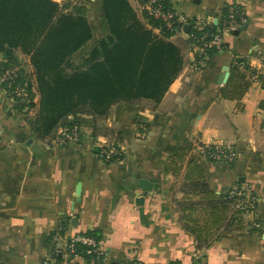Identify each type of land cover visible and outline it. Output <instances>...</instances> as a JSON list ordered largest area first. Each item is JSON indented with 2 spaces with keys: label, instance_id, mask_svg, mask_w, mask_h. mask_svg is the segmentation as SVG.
<instances>
[{
  "label": "crops",
  "instance_id": "1",
  "mask_svg": "<svg viewBox=\"0 0 264 264\" xmlns=\"http://www.w3.org/2000/svg\"><path fill=\"white\" fill-rule=\"evenodd\" d=\"M85 1L96 29L73 55L75 63L107 33L100 0ZM167 1L206 25H218L227 9L237 7L246 28L226 33L224 47L212 57H200L203 50L189 42L187 32L174 35L184 66L158 104L117 103L97 123L80 114L81 142L59 145L32 133L0 84V264H44L51 255L46 238L62 223L57 245L63 251L75 236L98 233L101 264H264V0ZM225 66L230 75L238 67L250 80L240 100L221 96ZM108 129L120 133L117 142ZM103 140L118 145L120 159L107 162L94 150ZM218 142L236 149L233 163L206 157V148ZM185 146L190 149L184 167L178 175L168 173L171 158ZM189 160L202 167L216 192L241 188L257 195L256 209L244 215L245 228L203 250L183 228L176 204ZM138 176L158 184L140 206ZM254 221L261 229L248 224ZM65 259L64 264H95L81 253Z\"/></svg>",
  "mask_w": 264,
  "mask_h": 264
},
{
  "label": "trees",
  "instance_id": "2",
  "mask_svg": "<svg viewBox=\"0 0 264 264\" xmlns=\"http://www.w3.org/2000/svg\"><path fill=\"white\" fill-rule=\"evenodd\" d=\"M100 4L101 24L107 33L87 57L75 63L73 55L92 39L96 29L88 20L85 0L65 4L54 0H0V53L3 56L0 74L13 67H18L19 73L11 86L6 82L1 86L16 100L32 133L39 139L55 140L60 128L70 130L77 126L80 133L78 115H91L97 123L107 118L111 107L117 103L138 105L147 100L158 104L183 69V47L172 39L174 30L167 29L151 16L140 17L129 0H100ZM158 4L165 10L173 9L167 0H158ZM231 8L241 12L237 7ZM177 26L178 23L174 25ZM218 27L210 24L204 30L214 34ZM188 33L201 35L194 28ZM189 42L198 41L189 38ZM220 49L205 48L200 57H212ZM17 52L29 57V68L21 64ZM249 81L244 71L233 67L221 96L240 100ZM19 85H26V96L12 94ZM108 134L116 137V142L120 139V133L115 130L108 129ZM81 140L80 133L79 142ZM113 145L118 147L116 143ZM189 149L182 147L173 155L167 166L168 173L178 175ZM212 151L213 148L205 150L209 160L223 161L215 160ZM121 156H112L106 161ZM237 190L240 195H232V190L216 192L208 184L202 167L195 160L187 161L183 196L176 204L182 226L193 235L199 250L208 248L228 233L245 228L244 215L256 209L257 195L253 190L249 196L244 195L241 188ZM248 224L253 229H261L255 225L258 221ZM63 226L62 223L60 233ZM55 234L47 236L46 246L55 258L54 264H64L68 248L63 251L57 245ZM86 236L97 241L99 237L96 231ZM75 248L79 254L94 258L95 264H101L103 254L88 253L90 247L80 242L75 243Z\"/></svg>",
  "mask_w": 264,
  "mask_h": 264
},
{
  "label": "built area",
  "instance_id": "3",
  "mask_svg": "<svg viewBox=\"0 0 264 264\" xmlns=\"http://www.w3.org/2000/svg\"><path fill=\"white\" fill-rule=\"evenodd\" d=\"M84 0H59L58 3L65 4L69 3H78ZM130 3L136 7V11L139 12L142 16L147 15L151 16L154 19L160 20L167 29L174 30L175 34H183L185 33L184 26L190 25V28H194L198 32H200V36L189 34L188 39L191 38L193 40H197V46L200 47L201 50L205 48H222L224 44V35L226 33H232L236 30L242 28V26L246 23V16L242 12H237L233 8L227 11V14L224 18H220L218 22V30L214 34H209L204 30L206 26V22L203 19H196L194 21H190V18L186 14L179 13L174 9H163L159 4L158 0H129ZM178 23L179 26L174 27V25ZM209 38V39H208ZM18 67H13L7 69L4 73L0 74V84L6 82L9 86L15 81L18 77ZM12 94L18 97H23L27 95L26 85H19L12 90ZM55 143L59 145H65L67 143L75 142L78 143L80 141V133L78 127L75 126L70 130H62L61 133L58 134L57 138L54 140ZM99 152L101 157L105 160L111 158L112 156H119L121 154V150L119 147L109 143V141L103 140L99 145ZM208 149L213 148V151L210 152L211 156L215 160H223V161H233L237 156L236 150L233 148L231 144H224L221 142L213 143L207 147ZM206 148V150H208ZM241 193L238 190H232V195H240ZM238 206H241L239 204ZM257 227H260V224H255ZM61 226L58 227L56 234L54 235V241L58 244L62 240V234L59 232ZM80 242L89 246L87 252H93L96 254H102L98 246L97 240L92 236H86L79 234L75 236L72 240L66 242L65 246L68 248V251L65 253L66 258L72 260L75 256H78V252L75 248V243ZM55 258L50 255L48 256L44 264H54ZM134 264V263H128Z\"/></svg>",
  "mask_w": 264,
  "mask_h": 264
},
{
  "label": "water",
  "instance_id": "4",
  "mask_svg": "<svg viewBox=\"0 0 264 264\" xmlns=\"http://www.w3.org/2000/svg\"><path fill=\"white\" fill-rule=\"evenodd\" d=\"M244 28H246V24H244L242 26V29H244ZM184 29H185L186 32H188L190 30V25H185ZM239 32H240V29L236 30L234 33L238 34ZM229 77H230V67L229 66H225L224 67V73H223V75L220 78V83H226L229 80ZM94 150L96 152H98L99 151V147L95 146ZM138 183H139L140 188L143 190V194L141 196H138L137 199H136L137 205L140 206V205H142L144 203V200L146 198L147 193H149V192L152 193V192L157 190L158 184L155 183V182H152L151 180H148L146 178H142L140 176H138ZM73 221H76V220L73 219Z\"/></svg>",
  "mask_w": 264,
  "mask_h": 264
},
{
  "label": "rangeland",
  "instance_id": "5",
  "mask_svg": "<svg viewBox=\"0 0 264 264\" xmlns=\"http://www.w3.org/2000/svg\"><path fill=\"white\" fill-rule=\"evenodd\" d=\"M134 8H135V10H137L136 9V7L134 6ZM138 14H139V12H138ZM139 15H141V14H139ZM17 57H18V59L20 60V62H21V64L23 65V66H26V64H25V62H28V64H29V57L28 56H26V55H24V54H21V53H18L17 52ZM35 111V110H34ZM33 111V112H34ZM33 112L32 113H29L30 115H32L33 114ZM106 141H108V140H106ZM243 190V194L244 195H246V196H249V190H247V189H242Z\"/></svg>",
  "mask_w": 264,
  "mask_h": 264
}]
</instances>
